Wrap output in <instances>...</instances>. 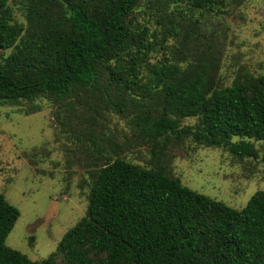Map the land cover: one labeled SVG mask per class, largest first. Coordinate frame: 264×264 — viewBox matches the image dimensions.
<instances>
[{
  "label": "trees",
  "instance_id": "obj_1",
  "mask_svg": "<svg viewBox=\"0 0 264 264\" xmlns=\"http://www.w3.org/2000/svg\"><path fill=\"white\" fill-rule=\"evenodd\" d=\"M140 1L25 0L24 28L0 0V51L12 50L0 62V103L47 96L67 105L79 92L99 89L106 74L119 94L139 90L141 138L157 155L190 140L264 162L253 144L264 143V76L218 87L217 59L196 50L183 67L150 66L140 83V58L150 49L144 33L136 53L123 58L135 41L127 17ZM169 1L201 10L224 0ZM187 118L196 126L182 125ZM91 176L85 215L41 261L5 244L19 213L0 193V264H264V191L234 209L189 189L163 166L115 159Z\"/></svg>",
  "mask_w": 264,
  "mask_h": 264
},
{
  "label": "rangeland",
  "instance_id": "obj_2",
  "mask_svg": "<svg viewBox=\"0 0 264 264\" xmlns=\"http://www.w3.org/2000/svg\"><path fill=\"white\" fill-rule=\"evenodd\" d=\"M7 6L26 28L25 0H8ZM126 25L135 41L125 60L136 53L142 33L150 48L140 58V83L150 66L174 62L183 67L196 50L217 59L218 87L264 76V0H224L201 10L169 0H141ZM11 53L0 51V62ZM107 83V75L101 74L99 89L81 91L67 105L47 96L0 103V193L19 213L5 244L31 261L51 256L85 215L91 173L108 160L147 169L163 166L189 189L234 209L264 191L260 159L239 160L190 140L157 155L141 138L137 117L145 109L135 96L141 95L139 90L127 96ZM197 122L187 118L182 125ZM253 144L262 157L264 143Z\"/></svg>",
  "mask_w": 264,
  "mask_h": 264
}]
</instances>
